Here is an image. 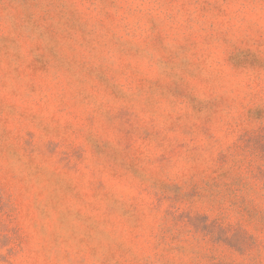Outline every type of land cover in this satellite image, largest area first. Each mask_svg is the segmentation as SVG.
Returning <instances> with one entry per match:
<instances>
[{
	"label": "rangeland",
	"instance_id": "1",
	"mask_svg": "<svg viewBox=\"0 0 264 264\" xmlns=\"http://www.w3.org/2000/svg\"><path fill=\"white\" fill-rule=\"evenodd\" d=\"M0 264H264V0H0Z\"/></svg>",
	"mask_w": 264,
	"mask_h": 264
}]
</instances>
